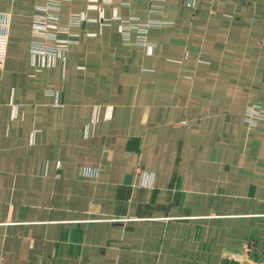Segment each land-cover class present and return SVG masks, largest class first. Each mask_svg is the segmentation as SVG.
<instances>
[{"label": "crops", "instance_id": "obj_1", "mask_svg": "<svg viewBox=\"0 0 264 264\" xmlns=\"http://www.w3.org/2000/svg\"><path fill=\"white\" fill-rule=\"evenodd\" d=\"M188 1L64 0L42 57L0 0V264L264 263V0Z\"/></svg>", "mask_w": 264, "mask_h": 264}, {"label": "built area", "instance_id": "obj_2", "mask_svg": "<svg viewBox=\"0 0 264 264\" xmlns=\"http://www.w3.org/2000/svg\"><path fill=\"white\" fill-rule=\"evenodd\" d=\"M63 2L64 0H36L32 30L34 36L32 51L35 55L61 56L68 51L70 46L77 43V38L71 33V29L91 22L85 15L72 14L69 18V26L62 27L59 12ZM196 2L197 0H189L188 7L194 9ZM151 26L156 29L161 25L152 24ZM51 43L55 45H50ZM257 115L264 117V111L253 108L246 113L249 122H253L252 118Z\"/></svg>", "mask_w": 264, "mask_h": 264}, {"label": "rangeland", "instance_id": "obj_3", "mask_svg": "<svg viewBox=\"0 0 264 264\" xmlns=\"http://www.w3.org/2000/svg\"><path fill=\"white\" fill-rule=\"evenodd\" d=\"M161 9H155V10L153 9L152 14L153 15L156 14V16L161 17L163 15V12ZM160 12H162V13H160ZM113 20H119V18H114ZM120 24H121V28H120L121 40L124 42L133 41V32H135L136 33V36H135L136 46L145 49L150 54L152 52H154L157 45L155 42H152L150 40L149 33L151 31H161L163 29H173L175 27L173 22L151 20L147 23H142V22H140L139 18H132V19L123 20V21H120ZM152 24H159L161 26H158L156 29H154L151 26ZM68 26H69V24L66 27H68ZM71 31H72V29H71ZM75 37L77 38L78 36L75 35ZM50 45H55V44L51 43ZM68 51H69V49H68ZM66 53H64V54H66ZM64 54H62V55H64ZM42 57H46V56L42 55ZM253 108H259V107H257V106L251 107V108H249V111H251ZM245 116H246V114H245Z\"/></svg>", "mask_w": 264, "mask_h": 264}]
</instances>
